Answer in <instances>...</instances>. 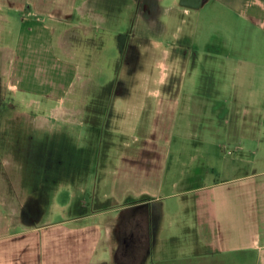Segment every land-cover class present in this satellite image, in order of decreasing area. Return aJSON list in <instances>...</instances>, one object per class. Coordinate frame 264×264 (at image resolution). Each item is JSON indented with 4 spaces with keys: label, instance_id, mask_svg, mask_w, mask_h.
Segmentation results:
<instances>
[{
    "label": "rangeland",
    "instance_id": "1",
    "mask_svg": "<svg viewBox=\"0 0 264 264\" xmlns=\"http://www.w3.org/2000/svg\"><path fill=\"white\" fill-rule=\"evenodd\" d=\"M218 8L201 12L205 19L192 36L189 64L174 55L165 58L173 45L160 43L157 24L147 23L149 29L138 30L131 41L133 49L121 59H113L112 44L102 51L101 45L93 43L95 38L84 43L81 31L94 29V35L98 29L83 20H74L72 26L76 27L59 29L43 57L24 56L16 48L8 55L4 52V45L17 46L18 21L9 25L12 34L6 29L1 32L0 183L7 191L15 222L31 224L46 212L50 198L40 181L56 179L59 184L72 178L81 184L87 178L92 180L91 172L99 155L111 147L109 142L115 141L112 157L118 164L116 153L141 146L152 134L161 133L157 126L161 120L167 139L154 142L169 152L164 192L174 194L164 197L163 203L188 218L195 211L194 198L205 193L203 186L228 181L219 188L222 197L243 195V204L233 201V205L237 211L243 209L249 242L256 238L263 248L229 252L227 263L264 264V136H259L256 109L251 105L257 96L255 80L244 79L234 68L231 75L224 74L220 62L203 53L194 56L212 36H220L222 30L225 35L230 32L234 13L223 19ZM126 28L123 25L121 30ZM124 41H118L120 55L125 52ZM166 79L167 83L180 82L183 92L175 116L163 117L164 122L153 108L143 111L142 106L149 90ZM193 90H197L199 102L190 107ZM225 103L233 111L230 121L224 113ZM136 134L139 138L134 140ZM157 175L154 169L153 178ZM69 198L68 193L60 195L63 202ZM177 201H186L185 208L177 206ZM170 231L168 227L164 234ZM179 240V250L191 248L189 237Z\"/></svg>",
    "mask_w": 264,
    "mask_h": 264
},
{
    "label": "crops",
    "instance_id": "2",
    "mask_svg": "<svg viewBox=\"0 0 264 264\" xmlns=\"http://www.w3.org/2000/svg\"><path fill=\"white\" fill-rule=\"evenodd\" d=\"M217 6L223 19L234 13L231 30L212 36L194 56L203 53L218 60L224 74L231 75L234 68L244 79L255 80L257 96L251 105L256 109L259 136H264V0H196L193 5L181 0H0V34L5 29L10 34L9 25L19 22L14 38L17 46L4 45L2 49L7 55L16 48L18 54L43 57L59 29L72 26L74 20L98 29L94 35V29L81 31L84 43L95 38L93 43L98 45L113 44L130 27L137 30L150 23L159 25L160 43L173 45L165 58L174 55L189 64L192 36L205 19L201 12ZM123 25L126 30H121ZM149 92L143 111L151 107L161 118L175 116L182 100L180 82L167 83L166 79ZM195 92L189 97L190 107L199 102ZM224 106L230 121L233 111L226 103ZM164 125L157 121L162 132L152 134L141 146L130 149L126 142L129 149L116 153L118 164L113 162L115 141L109 142L111 147L99 155L91 172L92 180L87 178L81 184L72 178L59 184L56 179L40 181L50 199L46 212L33 218L31 224L17 223L10 216L7 191L0 183V264H233L227 263V253L261 250L256 238L249 242L243 209L237 211L233 205V201L242 205L243 195L222 197L219 191L228 181L203 186L205 193L194 198L195 211L188 218L163 203L174 196L164 192L168 188L163 177L169 152L154 142L167 139ZM154 169L158 178H153ZM62 193L69 194L67 202L60 199ZM180 204L184 209L186 201L176 202ZM223 205L225 210L220 213ZM168 227L170 234H164ZM186 236L191 248L179 250V237L185 240Z\"/></svg>",
    "mask_w": 264,
    "mask_h": 264
},
{
    "label": "flooded vegetation",
    "instance_id": "3",
    "mask_svg": "<svg viewBox=\"0 0 264 264\" xmlns=\"http://www.w3.org/2000/svg\"><path fill=\"white\" fill-rule=\"evenodd\" d=\"M188 2H190L192 5L193 4H195L196 3V0H188ZM189 3V4H190ZM145 8V7H144ZM146 10V9H145ZM145 13V12H144ZM137 30H140V29H137ZM135 28H134V26H132V27H130L128 30H127V33H126V36L124 37V38H122L121 36L122 35H119L118 37H116V39H115V43H113L112 45L114 46V55H113V59H121V57H125L126 56V54H127V52L129 51V52H131V49H133V47L131 46V41H133V39L135 40L136 38L135 37H137V34H135V32L137 31ZM144 32H146V33H148L149 31H146V30H144ZM152 33V32H151ZM133 36H135V37H133ZM146 38V37H145ZM125 40L124 42H125V52L123 51V53H122V55H120L121 54V52H120V49H119V51L117 50L118 49V41L119 40ZM108 46H106V44H102L101 46H100V48L102 49V51H105L106 50V48H107ZM117 48V49H116ZM134 51H136V49H135V47H134Z\"/></svg>",
    "mask_w": 264,
    "mask_h": 264
},
{
    "label": "water",
    "instance_id": "4",
    "mask_svg": "<svg viewBox=\"0 0 264 264\" xmlns=\"http://www.w3.org/2000/svg\"><path fill=\"white\" fill-rule=\"evenodd\" d=\"M181 1L184 2L185 4H189L190 3V2H188V0H181Z\"/></svg>",
    "mask_w": 264,
    "mask_h": 264
}]
</instances>
